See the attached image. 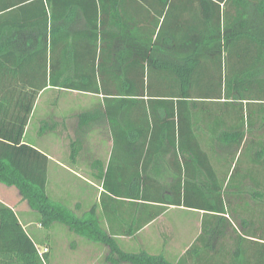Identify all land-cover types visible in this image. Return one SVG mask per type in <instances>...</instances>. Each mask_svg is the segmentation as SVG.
<instances>
[{
  "label": "trees",
  "instance_id": "trees-1",
  "mask_svg": "<svg viewBox=\"0 0 264 264\" xmlns=\"http://www.w3.org/2000/svg\"><path fill=\"white\" fill-rule=\"evenodd\" d=\"M50 89L98 99L78 134L104 124L130 150H114L87 209L49 195V159L23 143ZM0 183L42 228L59 223L132 264L174 263L118 249L120 221L133 235L183 206L203 211L199 237L212 215L232 227L238 200L264 202V0H0ZM259 207L253 264H264ZM39 237L0 201V264H49ZM244 251L228 263L249 264Z\"/></svg>",
  "mask_w": 264,
  "mask_h": 264
},
{
  "label": "crops",
  "instance_id": "crops-1",
  "mask_svg": "<svg viewBox=\"0 0 264 264\" xmlns=\"http://www.w3.org/2000/svg\"><path fill=\"white\" fill-rule=\"evenodd\" d=\"M75 93L78 92L75 91ZM78 95L88 98L75 101L57 98L53 101L54 109L45 104L39 106L37 103L35 108L36 112L39 110V122L34 121L35 117L28 122L23 143L36 147L48 157L47 192L49 195L54 199L69 201L72 207L80 203L82 209H87L89 205L98 202V196L102 190L100 173L107 168L114 150L123 154L129 153L130 150L124 147L115 149L112 135L104 124L91 125L90 128H86L85 131L78 134V113L98 105V99L87 94ZM69 181H73V183ZM4 186L0 183V201L13 208L24 228L35 223L40 229L41 226L36 221L37 217L29 216V210L23 204L26 201L22 200L20 195L18 197L17 194L16 202L10 203L8 194L11 192V188ZM73 188H79L81 194L83 188H92L95 190V194L83 197L78 193V190L75 191ZM236 203L237 221L232 227L225 226L220 219L212 215L207 218L206 230L208 233L206 232L201 237L199 235L203 211L183 206H170L158 219L133 235L124 233L125 223L120 221L116 225L117 228L114 229L116 234L111 236L121 251L137 253L144 250L151 254L163 253L174 264L179 260H181L180 264H233L232 262L228 263L227 257L232 252L235 254V258L238 257L240 254L238 250L241 246L245 250V259L240 255L241 260L253 264V261L257 262L255 258L253 259V252L255 253L257 249V244L254 242L257 241V237L253 232H257L259 205L261 203L264 208V202H258L255 196H249L245 200L241 198ZM19 204L24 205L20 210L22 214L16 209ZM97 210L99 215H102L100 207ZM117 213L120 219L127 217L128 213L125 216V205H121ZM169 213H172L169 227L157 228L156 223L167 217ZM21 218L26 219L27 223H24ZM219 223L223 225V231L216 228ZM33 234L38 237L40 235L38 231L34 230ZM79 242L89 246L91 252L90 256L84 259L83 264H132L119 259V255L112 252L111 247L107 244L87 242L82 238ZM193 243H195V247L191 246ZM83 244L80 243L78 246H83ZM45 245L48 246L51 253L50 241L47 243L43 241L42 246L45 247ZM88 258L89 260H87ZM58 262L59 260L53 261L49 255V264Z\"/></svg>",
  "mask_w": 264,
  "mask_h": 264
},
{
  "label": "rangeland",
  "instance_id": "rangeland-1",
  "mask_svg": "<svg viewBox=\"0 0 264 264\" xmlns=\"http://www.w3.org/2000/svg\"><path fill=\"white\" fill-rule=\"evenodd\" d=\"M57 98H61V99L65 98L67 100L75 101V100H80L82 98H88V97H81L78 95V93H75V92H69V91L65 92V91H58V90L50 89L42 93L41 97L38 100V104L39 106L42 104H45L47 105V107L49 106L51 109H54V107L52 106L54 105L53 101ZM38 111L39 110H37L35 119H34L36 123L39 122ZM69 182L73 183V181H69ZM4 187L11 188V192L8 194V198L10 199L9 200L6 199V200L14 204L17 199V194L19 197V193H17L18 192L17 189L14 187H6V186ZM73 189L75 191L78 190V193H80L79 188H73ZM92 194L93 196L95 194V190H93L92 188H83L82 194L80 193V195H82L83 197L91 196ZM75 196H78V194H75ZM23 204L29 210V216H32V217L38 216V213L36 211L29 209L26 203H23ZM24 205L19 204L16 206V209L20 214H22L20 210H22V207H24ZM259 211L262 212L263 210L260 209ZM171 214L172 213H169L167 217H165L164 219L163 218L160 219L159 222L156 223V227L159 229L164 228V227L165 228L169 227L168 225H169V219H170ZM21 219L22 221H24V223H27L26 219L24 218H21ZM25 230L30 233H32L33 230L38 231L40 236L43 235L44 237L42 240L50 241L51 248H52L50 256L53 261L59 260L57 264H75L74 262H77L78 264H83L84 259H86V257H89L91 254L90 247L86 246L82 242H79L80 237H78V235L72 232H68V229L66 228V226L61 225L59 223H54L49 229H46L44 227L43 228L41 227L40 229H38L37 225L34 223L31 225H27L25 227ZM75 243H77L76 248H75ZM80 243L83 244V246H78V244ZM42 245L43 244H39L40 251H43L45 249V247H43ZM87 260H89V258Z\"/></svg>",
  "mask_w": 264,
  "mask_h": 264
}]
</instances>
